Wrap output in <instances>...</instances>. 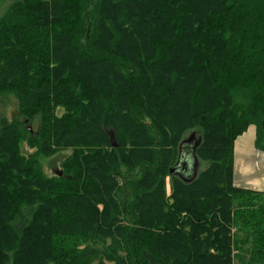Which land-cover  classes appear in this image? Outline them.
<instances>
[{"label":"trees","instance_id":"16d2710c","mask_svg":"<svg viewBox=\"0 0 264 264\" xmlns=\"http://www.w3.org/2000/svg\"><path fill=\"white\" fill-rule=\"evenodd\" d=\"M250 126L264 151V0H15L0 264H264V192L234 181Z\"/></svg>","mask_w":264,"mask_h":264},{"label":"crops","instance_id":"0c3cea01","mask_svg":"<svg viewBox=\"0 0 264 264\" xmlns=\"http://www.w3.org/2000/svg\"><path fill=\"white\" fill-rule=\"evenodd\" d=\"M255 140V126H250L236 139L234 181L238 186L264 192V151L257 149Z\"/></svg>","mask_w":264,"mask_h":264},{"label":"rangeland","instance_id":"374dc122","mask_svg":"<svg viewBox=\"0 0 264 264\" xmlns=\"http://www.w3.org/2000/svg\"><path fill=\"white\" fill-rule=\"evenodd\" d=\"M15 0H0V17L3 16V14H5V12L7 11V9L10 7V5L14 2ZM8 115L11 117H13L16 113V108H17V102L16 99L14 97H9L8 99ZM30 129L32 130H37L38 128V121H33L31 124H29ZM21 148L22 151L24 152V154L28 155L30 153H32L34 151L33 148H31L26 141L22 142L21 144ZM70 153V150H64V151H60L58 153H55L54 155L48 156V157H41V162H42V166H43V170L44 172L48 175V176H52V175H56L60 169H61V163L63 162V160L66 158V156ZM207 163L203 162L201 167L199 168V170H203L206 167ZM235 264H240V262H238L236 260Z\"/></svg>","mask_w":264,"mask_h":264},{"label":"water","instance_id":"95a60500","mask_svg":"<svg viewBox=\"0 0 264 264\" xmlns=\"http://www.w3.org/2000/svg\"><path fill=\"white\" fill-rule=\"evenodd\" d=\"M194 136H191V138L187 141H192ZM200 143V139H198V141L195 143V146L193 148V151L194 149L196 148V146ZM194 154V153H193ZM180 163V164H179ZM178 164L180 165V167H178V165L176 167H173L170 171L171 173H174V172H178V173H181L182 174V171L181 170H178L177 168H180L182 170L186 169V170H192L194 176H196L197 174V170H198V160L197 158H195L194 160V163L191 165L190 164V160L185 157L184 159H182V161H180ZM187 167V168H186Z\"/></svg>","mask_w":264,"mask_h":264}]
</instances>
